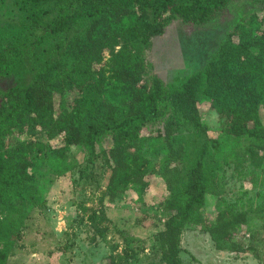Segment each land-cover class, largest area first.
<instances>
[{
    "label": "trees",
    "instance_id": "1",
    "mask_svg": "<svg viewBox=\"0 0 264 264\" xmlns=\"http://www.w3.org/2000/svg\"><path fill=\"white\" fill-rule=\"evenodd\" d=\"M230 1L15 2L29 31L0 37V77L13 78L0 92V264L21 234L12 218L18 204L34 202L43 191L44 157L61 176L76 166V153L83 163L99 160L106 169L102 217L105 204L123 196L145 205L150 179L164 183L167 195L158 203L163 221L148 264H185L180 235L189 228L208 235L216 251L258 255L238 231L248 227L250 214L263 219L264 200L241 211L225 206L217 170L234 159L236 142L209 139L198 105L210 104L225 123V135H243L249 151L264 152V11L245 17L181 81L166 85L148 59L153 40L173 20L204 24ZM42 17L47 21L36 36ZM188 132L204 134L194 149ZM157 145L161 158L154 161L145 151ZM208 146L222 162L207 163ZM251 163L258 167L261 160ZM210 204L214 213L207 214ZM96 232L104 236L103 229ZM114 258L110 254L105 264H116Z\"/></svg>",
    "mask_w": 264,
    "mask_h": 264
},
{
    "label": "rangeland",
    "instance_id": "2",
    "mask_svg": "<svg viewBox=\"0 0 264 264\" xmlns=\"http://www.w3.org/2000/svg\"><path fill=\"white\" fill-rule=\"evenodd\" d=\"M0 0V37L23 36L28 31L29 19L15 2ZM51 16L52 9H47ZM264 11V0H231L204 24L184 23L173 20L164 35L153 40L148 59L154 72L168 85L197 71L208 56L225 38L228 32L251 13ZM52 17V16H51ZM39 19L33 30L40 35L46 23ZM2 38V39H4ZM13 78L0 77V92L13 84ZM59 99H56L58 103ZM203 125L209 139L222 137L236 142L235 157L229 164H221L217 170L219 185L224 191L222 200L232 211L246 210L264 200V152L249 151L242 136L224 134V122L208 102L198 105ZM264 126V111H259ZM196 131V130H185ZM187 142L194 149L204 139V134L186 133ZM34 140L33 137H29ZM157 145L145 154L152 160L161 158ZM46 156V155H45ZM217 151L208 146L207 163L215 166ZM71 158L76 166L64 175L52 172L46 162L39 167L43 191L30 204H18V212L12 218L20 223V237L6 252L5 264H105V258L114 255L116 264H148L154 255L153 235L161 228L163 212L159 201L166 197L164 183L150 179L145 185V205H136L134 198L123 196L113 204H105L103 217L99 199L104 193L106 169L97 160L93 165L83 163L80 153ZM261 160L260 166L251 163ZM71 162H69V165ZM74 164V165H75ZM83 172L84 176H80ZM215 209L217 207L215 206ZM207 214L214 207L206 206ZM105 217V219H104ZM250 214L248 227H242L238 235L248 232L250 238L242 241L251 246V253L216 251L208 235L198 229H183L180 235L181 261L185 264H264V217ZM107 219V220H106ZM97 229H103L100 237ZM0 249L3 244L0 242ZM114 249V250H112ZM124 249L128 250L125 256Z\"/></svg>",
    "mask_w": 264,
    "mask_h": 264
},
{
    "label": "built area",
    "instance_id": "3",
    "mask_svg": "<svg viewBox=\"0 0 264 264\" xmlns=\"http://www.w3.org/2000/svg\"><path fill=\"white\" fill-rule=\"evenodd\" d=\"M241 237H243V240H246L250 238V235L248 233H243Z\"/></svg>",
    "mask_w": 264,
    "mask_h": 264
}]
</instances>
